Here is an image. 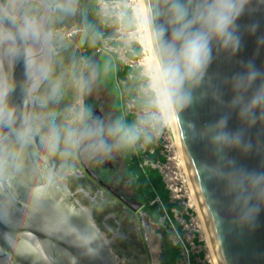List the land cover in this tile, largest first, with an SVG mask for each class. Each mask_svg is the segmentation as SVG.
I'll return each mask as SVG.
<instances>
[{"label":"water","instance_id":"95a60500","mask_svg":"<svg viewBox=\"0 0 264 264\" xmlns=\"http://www.w3.org/2000/svg\"><path fill=\"white\" fill-rule=\"evenodd\" d=\"M144 4L154 14L157 0ZM251 8L239 21L241 50L232 54L214 45L200 81L183 85L191 102L168 106L218 264H264V125L242 124L230 106V79L243 70L240 62L264 68V0H252ZM14 74L23 81L22 64ZM14 99L26 98L18 90ZM35 105L22 104L23 111L32 113ZM221 117H228L230 131L245 128L251 146L219 150L207 126ZM23 161L19 168L10 161L0 177V264H121L114 239L75 197L66 175L42 158L37 138L24 148Z\"/></svg>","mask_w":264,"mask_h":264},{"label":"clouds","instance_id":"9594fccd","mask_svg":"<svg viewBox=\"0 0 264 264\" xmlns=\"http://www.w3.org/2000/svg\"><path fill=\"white\" fill-rule=\"evenodd\" d=\"M101 22L118 25V31L134 39L137 32L148 34L156 61L150 72L151 87L163 82L169 107H183L192 100L182 91L186 80L199 82L213 59V46L235 54L241 50L243 34L240 19L252 11V0H157L154 14L138 4L131 10L125 0H97ZM85 16V36L91 27L80 0H0V177L10 161L23 166L24 148L39 137L42 158L62 154L61 144L76 147L84 138L102 137L104 129H76L58 125L53 113H27L22 104L38 103L46 108L62 97L61 81L53 82L52 57L62 35L55 25L77 12ZM159 23H156V21ZM255 27V26H253ZM22 64L23 81L15 78V67ZM242 71L230 79L233 97L231 108L242 124L264 125V68L253 60L240 62ZM83 87V78L76 81ZM48 85L46 92L41 88ZM20 92L21 103L14 99ZM155 119L149 114L142 123ZM47 122V123H45ZM228 117L208 125L210 140L223 148L250 147L245 128L228 130ZM194 134H197L195 125ZM122 140L135 142L141 129L117 123L108 130ZM101 147H106L103 139Z\"/></svg>","mask_w":264,"mask_h":264},{"label":"flooded vegetation","instance_id":"af4514ba","mask_svg":"<svg viewBox=\"0 0 264 264\" xmlns=\"http://www.w3.org/2000/svg\"><path fill=\"white\" fill-rule=\"evenodd\" d=\"M80 13L62 19L56 23V29L75 22ZM80 31L58 32L62 35L61 42L69 41L79 47ZM58 48L57 44L53 63L60 56ZM100 66L99 53L87 58L73 83L72 94L61 91L66 95L62 96L63 102L68 99L72 109L70 128L99 126L105 134L84 138L74 148L61 144L62 154L53 156L51 164L61 176L66 175L69 189L92 212L106 236L114 239L113 250L122 260L121 264H175V251L168 252L165 233L159 222L161 211L154 200L151 202V155L147 159L140 154L136 141L128 142L118 134H109V128L117 123L128 127L133 124L124 116L121 85L110 84L119 78V73L102 71ZM56 74L61 81L62 70ZM81 77L83 87L76 82ZM103 82L107 84V90L101 85ZM44 87L41 93H44ZM45 109L36 103L34 112L43 113ZM36 138L39 145V137ZM101 139L106 147L100 146ZM145 158L149 160L148 164Z\"/></svg>","mask_w":264,"mask_h":264},{"label":"rangeland","instance_id":"374dc122","mask_svg":"<svg viewBox=\"0 0 264 264\" xmlns=\"http://www.w3.org/2000/svg\"><path fill=\"white\" fill-rule=\"evenodd\" d=\"M80 1L81 9L84 10V1ZM125 2L130 10L140 4V0ZM89 4L94 14L91 19L96 23H89L86 18L87 23L91 25L87 29V36L84 32L85 16L81 13L75 22L68 25L65 23L57 29L69 34L81 30L78 35L81 45L78 47L69 41L59 40L61 44L59 42L57 44L60 56L53 63L55 73L53 72L52 80L53 82L58 80L56 72L62 70L61 90L72 94L73 83L83 69L85 60L99 53L102 71L109 70L115 74L121 70L130 83L134 84L136 96L123 98L124 116L129 120L134 116L133 125L142 132L136 143L147 159L149 155L153 156L150 160L151 168L157 171L163 183L162 192L167 193V198L163 200L155 188L153 190L155 196L151 202L154 200L161 211L159 222L165 233L168 252L175 251L173 255L175 264H217L208 242L206 225L196 202L197 198L195 199L193 194L189 173L183 163L182 151L178 147L164 94L160 84L156 90L150 86L154 53L150 49L148 36L137 32L134 39H128L126 34L118 31V25L110 21L101 22L97 0H91ZM108 28H113L110 36L105 32ZM65 39L68 40L67 37ZM114 80L116 82L110 81V84L122 85L126 82L122 77ZM101 85L107 90L105 82ZM44 88L46 92L48 85L46 84ZM49 112L54 114L58 125L70 128L72 109L69 107L68 99L65 103L62 97L58 101H50L43 113ZM149 114L154 115L155 119L142 123ZM147 159L146 164L149 163Z\"/></svg>","mask_w":264,"mask_h":264},{"label":"trees","instance_id":"16d2710c","mask_svg":"<svg viewBox=\"0 0 264 264\" xmlns=\"http://www.w3.org/2000/svg\"><path fill=\"white\" fill-rule=\"evenodd\" d=\"M89 2L91 3V0H88V1L85 0V3H84V8L86 9V16H87L86 18H88V22L89 23L91 22V23L95 24L96 21H94V20L91 19V17L93 18V15L94 14H93V11L91 10L92 6L89 4ZM112 30H113V28H108V29L105 30V32L107 34H109V36H110ZM100 31H102V28H100ZM117 72L119 73V74H117L118 77L119 78L122 77L126 81L124 84L121 85V88H122V97L123 98H133V97H135L136 96V93H135L134 84L133 83H130V81L128 80V78L125 77V75H123V73H122L121 70H119ZM133 119H134V116L131 119V121H133ZM132 124H133V122H132ZM138 151L141 153V149H139ZM151 158H153L152 155H151ZM162 185H163V183L161 182V179H160L157 171L151 168V199H153L154 196H155L154 191H153L155 188H156L155 190H158V192L162 196V199L163 200H165L167 198V193L166 192H162Z\"/></svg>","mask_w":264,"mask_h":264},{"label":"bare ground","instance_id":"6f19581e","mask_svg":"<svg viewBox=\"0 0 264 264\" xmlns=\"http://www.w3.org/2000/svg\"><path fill=\"white\" fill-rule=\"evenodd\" d=\"M143 4L144 5V7H145V4H144V0H140V4ZM147 36H148V40H149V43H150V49L153 51V53H154V50H153V46H152V43H151V41H150V37H149V35L147 34ZM153 57H154V62L156 61L155 60V55L153 54ZM160 87H161V90H162V92H164V88H163V84H162V82L160 83ZM165 97V96H164ZM165 100H166V98H165ZM167 103V102H166ZM167 107H168V104H167ZM168 109H169V107H168ZM169 114H170V111H169ZM170 119H171V122H172V118H171V114H170ZM172 124V123H171ZM174 130H175V128H174ZM175 134H176V138H177V133H176V131H175ZM177 140V143H178V147L181 149V147H180V144H179V141H178V138L176 139ZM182 151V150H181ZM181 155H182V157H183V154L181 153ZM183 163L185 164V161H184V158H183ZM185 166V168H186V165H184ZM187 171V170H186ZM190 177V176H189ZM191 180V179H190ZM192 184V183H191ZM191 187H192V190H193V194H194V196H195V199H196V194H195V191H194V187H193V185H191ZM196 202H197V199H196ZM198 204V203H197ZM200 210V209H199ZM201 212V211H200ZM202 215V214H201ZM203 218V217H202ZM203 221H204V219H203ZM204 223H205V221H204ZM206 227V226H205ZM206 231H207V237H208V242H209V244H210V247H211V249H212V245H211V241H210V238H209V234H208V230H207V228H206ZM212 251H213V249H212ZM217 263V262H216ZM218 264V263H217Z\"/></svg>","mask_w":264,"mask_h":264}]
</instances>
